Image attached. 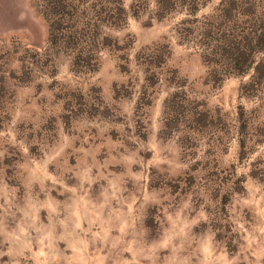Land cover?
Here are the masks:
<instances>
[{"label":"rangeland","instance_id":"obj_1","mask_svg":"<svg viewBox=\"0 0 264 264\" xmlns=\"http://www.w3.org/2000/svg\"><path fill=\"white\" fill-rule=\"evenodd\" d=\"M0 264H264V0H0Z\"/></svg>","mask_w":264,"mask_h":264},{"label":"crops","instance_id":"obj_2","mask_svg":"<svg viewBox=\"0 0 264 264\" xmlns=\"http://www.w3.org/2000/svg\"><path fill=\"white\" fill-rule=\"evenodd\" d=\"M38 39H39V41L41 42L40 45H42V43H44V42H43L44 39H43V34H42V33L39 34ZM36 41H37V38H31V39H29L28 42H27L28 47H29V48H35V47H37V46H40V45H38V43H37Z\"/></svg>","mask_w":264,"mask_h":264},{"label":"water","instance_id":"obj_3","mask_svg":"<svg viewBox=\"0 0 264 264\" xmlns=\"http://www.w3.org/2000/svg\"><path fill=\"white\" fill-rule=\"evenodd\" d=\"M39 34H41V33H39ZM43 34V33H42ZM38 37H39V35H38ZM35 38V37H34ZM37 43H38V45H40L41 44V42L39 41V39L37 38V41H36Z\"/></svg>","mask_w":264,"mask_h":264}]
</instances>
